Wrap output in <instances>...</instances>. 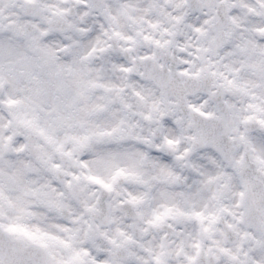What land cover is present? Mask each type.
I'll use <instances>...</instances> for the list:
<instances>
[{
    "label": "snow or ice",
    "instance_id": "6c2138e0",
    "mask_svg": "<svg viewBox=\"0 0 264 264\" xmlns=\"http://www.w3.org/2000/svg\"><path fill=\"white\" fill-rule=\"evenodd\" d=\"M0 264H264V0H0Z\"/></svg>",
    "mask_w": 264,
    "mask_h": 264
}]
</instances>
